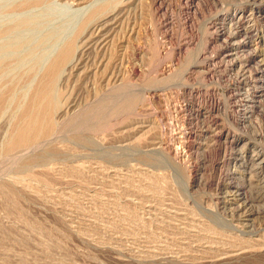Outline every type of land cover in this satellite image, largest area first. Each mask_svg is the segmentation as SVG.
Listing matches in <instances>:
<instances>
[{
  "label": "rangeland",
  "instance_id": "1",
  "mask_svg": "<svg viewBox=\"0 0 264 264\" xmlns=\"http://www.w3.org/2000/svg\"><path fill=\"white\" fill-rule=\"evenodd\" d=\"M73 3L35 13L55 28L82 8ZM122 3L107 47L126 46L121 94L79 128L90 143L72 138L82 81L63 86V152L44 164L5 155L38 76L0 113V264H186L189 251L239 255L252 243L264 255V0Z\"/></svg>",
  "mask_w": 264,
  "mask_h": 264
},
{
  "label": "bare ground",
  "instance_id": "2",
  "mask_svg": "<svg viewBox=\"0 0 264 264\" xmlns=\"http://www.w3.org/2000/svg\"><path fill=\"white\" fill-rule=\"evenodd\" d=\"M73 1L74 3L82 4V8L74 12L70 19L68 18L63 25H59L55 28L46 27L48 22L51 21L53 14L48 15L49 12L46 14L35 13L38 10L48 7L52 3V0H16L0 10V17L4 18L0 21V82H2L0 85L4 86L3 83L8 82L9 85L11 84L9 89L6 87L8 84H5V90L0 89V113L6 108V104L9 103L7 102L11 97L9 95L16 93L15 91L17 89L26 85L34 79L35 76H38V79L35 80L34 89L32 87L33 92L30 99L28 97L27 104L24 105L26 102L23 104L25 107L22 105L24 109L22 107V112L20 115H17V120L15 117L16 121L14 122L11 134L9 133L10 136L7 142L5 141V155L16 154L17 156L24 153L25 156L26 154L28 157L23 160V165L25 164V166L32 167L44 164L47 162L49 154L58 155L63 152H59L55 136L57 130L59 131L58 127L60 122H58V119L60 118L58 117H61L64 115V112L67 111L64 109L66 105H68V109L72 107L71 104L63 99L65 95V88L63 89V86L65 84L68 86V84L75 81L78 84L82 81L81 88L85 89L84 97L86 100V107L78 117H73H77L78 121L80 120V124H78L77 127L76 119H73L75 121L74 126H76V130L75 127L71 125L72 128L74 127V131L72 132L74 143H90L89 139L83 134L84 132L81 130L79 131V128H88L89 119H92L93 116L97 113L99 114L102 109L105 108L106 101L109 103L106 99L109 98V96L107 97L106 95L108 92V94H111V102H116L118 97L120 98L119 95L121 93L119 94V90L122 84L120 82L122 80L121 64L123 63L121 59L123 58L122 53L126 50V46L118 45L115 47V45L112 44V46L115 47H112V50L107 47L109 43L111 45V38H113L111 33L113 28H115L116 19L118 16L120 17L122 13V11L116 13V10L123 4L122 2L124 0ZM119 23L121 22L117 24ZM43 27L47 29H43ZM118 41L120 42V40ZM112 43H114V41ZM94 48H99L101 54L97 55L99 53L97 52L98 49L95 50L97 52V54H95V51H92ZM69 69L70 76L64 80V74ZM129 79L127 80L128 83L131 81ZM67 99L69 102V98ZM63 100L66 104L63 103ZM75 101L76 99L74 100V104ZM118 103L120 104V102ZM118 103H114L113 110L111 111L112 113L114 111L113 115L117 114L119 111ZM63 104H65L64 107ZM111 105L113 104L111 103ZM71 111L73 112V110ZM98 114L96 116H101ZM64 116L61 118L62 120L67 117ZM65 121L68 122L66 119ZM71 123H73V121ZM92 123L90 125H92ZM92 127H95V125ZM90 130L94 131L92 128ZM62 131H65V128ZM57 134H59V132ZM68 148V152L73 151V148ZM20 165L22 166V164ZM23 167L20 168L22 169ZM1 189H3L4 192L7 190V188L4 190L2 187ZM12 190H8V194L13 195L15 192ZM196 237L202 242V239H199V235ZM258 246L256 245V247ZM254 247L252 243V245L250 244L240 248L239 250L243 252L241 254L238 252L239 255H232L237 250H230L227 252L224 251L218 256H213L216 252L210 249L208 251H202L204 254L213 255H201V258H192L197 252L191 253L189 251L191 254L186 252L183 255L190 261V263L186 264H242L243 262H245L244 264H251L253 262L261 264L263 263L264 255L261 254V251H258L260 250L259 248L254 249ZM198 251L200 255V250ZM224 255L225 257L222 258ZM220 256L221 258H219ZM197 257L200 256L197 255ZM197 261H200V263H197Z\"/></svg>",
  "mask_w": 264,
  "mask_h": 264
}]
</instances>
